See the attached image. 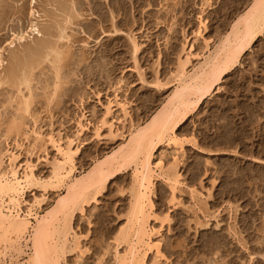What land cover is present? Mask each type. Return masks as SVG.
<instances>
[{
  "label": "rangeland",
  "instance_id": "374dc122",
  "mask_svg": "<svg viewBox=\"0 0 264 264\" xmlns=\"http://www.w3.org/2000/svg\"><path fill=\"white\" fill-rule=\"evenodd\" d=\"M31 1L0 0L1 78L11 67L12 53L17 52L21 60L24 59V62L21 61L23 66L30 60H25L23 50L27 46H36L35 37L33 39L28 31L33 21L29 14ZM60 1L62 3L58 5L65 7L70 5L71 0H67V3L66 0ZM124 1L125 10L129 11V14L126 13L133 17L132 21L135 20V25L133 23L131 27L132 34L141 48L136 63L130 55L128 39H101L100 35L97 37L99 33H92L94 37L91 36L92 57L87 62H80L78 52L84 38L79 31L85 26L79 19L73 21V26L67 27L66 33L71 36L69 41L60 42L64 52L59 65L61 91L65 95L60 106H47L42 97L43 91L39 89L46 85L48 92L51 91L49 85L54 70L46 61L34 73L33 81L37 80L31 86L37 97L33 94L29 114L18 113L15 104L19 100L16 99L18 94L11 86L0 87V159L3 163L0 171H10L11 154H16L17 160L13 166L18 172L17 176L21 178L27 172V167H31L37 179L47 180L52 162L59 157L52 145L45 142L49 136L65 147L72 141L74 149H80L75 159L76 169L82 172L88 169L93 160L123 141L118 137L113 140L108 137V125L113 123L115 135L126 136L133 126L146 121L168 93L159 91L153 84L158 82V85L166 86L171 83L180 61L187 57L189 44L194 47V55L186 69L190 71L197 66L250 2L139 0L138 7L136 0ZM35 2L37 4L33 9L39 11L41 16L37 24L45 33L43 41L56 43L57 22L62 23L65 19L63 10L59 9L63 7L44 5L45 0ZM83 5L91 10L101 5L104 9L102 12L107 15L113 11L106 0H94ZM77 6L80 11L79 4ZM86 7H82L84 15L88 10ZM121 14L114 12L118 17L116 21L123 19ZM95 16L97 21H92L97 24L99 17L97 14ZM75 24H81L80 28ZM108 26L106 21L105 27ZM127 26H122V29L130 25ZM22 34L25 40L18 44L16 39ZM96 40L102 41V44L94 43ZM102 52L109 53V56ZM87 64L96 67L94 73H88ZM21 88L27 95L24 87ZM263 102L264 35L243 56L240 65L223 79L218 93L205 100L179 128L176 134L180 141L185 142L183 149L177 151L162 145L155 153L153 162L161 161L164 172H170L177 165L181 186L177 187L172 198L166 182L157 180L154 183V207L149 228L153 232L151 245L159 246L160 256L151 250L144 264H264ZM120 105L126 106L128 116L124 117ZM107 107L111 108L109 116L105 112ZM226 107H230L232 112H227ZM232 113H236L233 119ZM17 115L18 118L25 115L21 119L25 125L18 119L15 123L22 124L19 132L7 133ZM232 120H236V125ZM33 122L36 124L33 125ZM104 122L107 124L104 125ZM78 123L85 127L82 133H79ZM96 129H99L101 136L98 139ZM31 131L39 133L43 141H36ZM131 188L132 172L123 173L105 187L97 202L75 215L72 234L77 238L79 249L73 250L71 246L63 264H114L115 239L119 231L126 227ZM56 197L52 190L44 191L32 186L24 191L20 209L23 214L31 210L33 214L41 216L52 206ZM21 243L24 244L23 240ZM2 249L3 245H0ZM21 249L25 254H20L18 263H23L29 252L23 246ZM118 251L123 253V247ZM5 262L10 264L9 256L0 259V264Z\"/></svg>",
  "mask_w": 264,
  "mask_h": 264
},
{
  "label": "bare ground",
  "instance_id": "6f19581e",
  "mask_svg": "<svg viewBox=\"0 0 264 264\" xmlns=\"http://www.w3.org/2000/svg\"><path fill=\"white\" fill-rule=\"evenodd\" d=\"M92 1L94 0H84V2L82 0H71L69 2L70 5L64 7L58 5L62 3L60 0H45L44 5H58L59 7H63H58L63 10V12H61L65 16V19L61 21L62 23L57 22L56 29L58 30V35L56 34V43L43 41V35L45 33H43L44 31L41 30L37 24L39 22L37 19L39 17L41 18V16L39 11L33 9L37 3L35 0L30 2L33 6L31 5L32 9L29 14L30 17L33 18V21H31V25L29 26L30 29L28 30L32 36H28L33 37V39L35 37L37 42L34 41L36 46H27V49L25 48V50H23L25 60L26 58L27 60L30 58V60L26 65L24 64L22 66L21 61L24 62V59L21 60L22 57L20 58L17 52L12 53L10 57L11 67L7 72L5 71V76L1 78L3 60L0 59V87L8 85L9 87L11 86V89L16 91L15 93L18 94L16 95V99H19L17 103L15 102L18 113L29 114L30 106L33 101L32 99L35 95L33 93L35 90L31 86V83L34 81L36 82L37 78L33 81L35 70L41 67L40 65H43L44 61L48 62L50 67L52 66L54 77L51 80L52 83L50 82L51 84L49 86H51V91L49 92L45 84L44 88H42L43 85L37 82L42 85L41 88H39L40 90L42 89L41 92L43 91V94L41 93L42 97L47 106H51L52 104L55 107L61 105V99L65 95L61 91L62 78L60 76V64L62 63L61 57L64 52L60 42H68L69 38H71V36L66 33V30H68V25L69 27L70 25L73 26V21L80 19L79 22L83 23L82 25L85 26V28H80L79 26L81 24H75L80 28L79 33L84 38L80 46V52H78L80 53V62H87L92 57L91 47H93V45L90 46L92 40L91 36L94 37L95 34L99 33L97 37L100 35L99 38L101 39L111 38L116 41L125 38L128 39L130 55L135 61L134 63H136L141 48L135 36L132 34L131 27L135 20L133 19L134 21H132L133 17L130 18V15H128L129 11L127 12V10H125V1L106 0L108 5L113 8V11L111 10L108 15L102 12L104 9L101 5L95 6L94 10L83 5L85 2L89 3ZM65 2L67 3V0ZM139 2V0L135 2L138 7H140ZM77 4L80 6V11L76 8ZM87 6H90V4H87ZM92 6L93 4L90 7ZM82 7L88 8L86 12L84 11L86 15H84V9ZM114 12H122L121 15H123V17L121 18L123 19H117L118 21H116L117 16L114 15ZM95 14L99 17L97 24H94L96 22L93 23L96 19ZM106 21L109 23L108 28L105 27ZM201 23L203 26L205 25L204 22ZM127 25H130L129 28H125V30L122 29V26L128 27ZM92 33L94 35H92ZM263 35L264 0H250L249 5L243 12L234 18L228 30L219 37L213 47L208 49L198 65L192 68V70L187 71L186 67L191 63V57L194 55L192 54L194 47L189 44L187 57L180 61L178 71L174 74L171 83L166 86L158 85V82L153 84L159 91L168 92L164 101L146 121L138 126H133L126 136L123 134L119 136L117 134L115 135L113 130L114 125L110 123L108 125V137L112 140L117 137L121 138V140H123L122 143L102 157L93 160L89 168L83 172L76 169L75 159L80 149L79 147L76 148V146V149H74L72 141L68 142L66 147L59 144V142L51 136L45 141L52 145L59 156L58 159L52 162L51 173L47 180L37 179L33 175L31 167H27V172H25L21 178L17 176L18 172L16 173V168L13 166L17 160L15 157L16 154L13 156L11 154L10 171L8 170V173L2 172V170L0 171V245H3V249L0 250V259L9 256L10 264H63L69 250H71V248L73 250L78 248L77 238L72 234V223L75 215L82 213L84 208L97 202L98 196L105 187L117 176L127 172H132L131 197L126 217V227L119 231L115 239L114 264H144L146 255L151 250H154L156 256H160L159 246L157 244L151 245L153 232L151 228H149V221L150 218H152L151 211L154 207L152 200L154 183L157 180L166 182L171 191L172 198L175 197L177 187L181 186V183L178 181L179 175L176 172L177 165L170 169V172H164L161 161L158 160L157 162H153L154 155L162 145L174 148L177 151L183 149V144L185 142L180 141L176 134L179 128L200 108L205 100L212 97L215 93H218L223 79L240 65L243 56ZM50 36H52V34ZM24 37L25 36L22 34L16 39L18 44L22 43L23 39L25 40ZM51 41L54 40L51 39ZM13 42L10 44H13ZM99 42V40L94 41V43ZM98 54L101 53L98 52ZM101 60L103 59L101 58ZM87 65L86 68H88V73H94L96 67L90 64ZM21 87H24L27 95L23 93ZM35 97H37V95H35ZM12 99L13 98H11V100ZM232 105L233 103L231 107ZM52 109L53 108H51V111ZM120 109L124 117L128 116L125 105H120ZM225 109L227 112L231 111L230 107H226ZM105 112L107 116L111 115V108L107 107ZM235 114L236 113H232L233 117L230 116L232 117L231 119L236 117ZM34 116L35 115H33V117ZM22 117L24 119L25 115H19V118L17 115L16 120L13 118L14 120L11 121L7 133H16L20 130V126L24 123L21 121ZM34 118L36 119V116ZM18 119L22 122L21 125L15 123ZM232 121L234 123L236 120ZM34 124H36V122H33V125ZM78 124V128H80L79 133H82L85 127L80 123ZM106 124L107 122H104V125ZM234 124L236 125V123ZM32 133L36 136V141H43L39 133ZM95 136L97 139L101 137L99 129H96ZM186 143L191 144V142ZM6 153L9 152L7 151ZM2 164V159H0V168ZM32 186H38L44 191L52 190L57 194L52 206L41 216L33 214L31 210L23 214L20 209L24 191ZM4 209L5 212H3ZM32 220L34 222H32ZM22 240L24 242L23 245L21 243ZM21 246L27 248L29 252L26 254L27 258L25 261L23 263H18L20 254H25ZM121 247H123V253L118 251ZM14 254L17 255V258L14 257Z\"/></svg>",
  "mask_w": 264,
  "mask_h": 264
}]
</instances>
